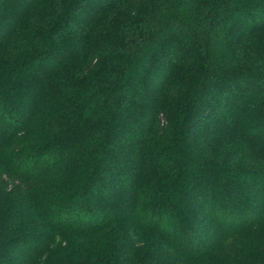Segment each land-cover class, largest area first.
I'll return each instance as SVG.
<instances>
[{"label": "trees", "instance_id": "trees-1", "mask_svg": "<svg viewBox=\"0 0 264 264\" xmlns=\"http://www.w3.org/2000/svg\"><path fill=\"white\" fill-rule=\"evenodd\" d=\"M221 226L264 227V0H0V264H205Z\"/></svg>", "mask_w": 264, "mask_h": 264}, {"label": "rangeland", "instance_id": "rangeland-1", "mask_svg": "<svg viewBox=\"0 0 264 264\" xmlns=\"http://www.w3.org/2000/svg\"><path fill=\"white\" fill-rule=\"evenodd\" d=\"M217 223L214 224L213 227H216ZM218 227V226H217ZM225 227L221 226L218 230V232L216 233V236L212 239L211 241V245H209V252L208 254H206V257H208L206 260L205 264H234L233 261L229 260V258H225L223 255V251L222 249L225 248L223 247H227L228 243L232 244V247L234 246V244H238L239 242L242 244V249L241 250H246L247 254H250L251 252H253V250L255 251V248L258 244V242L263 243L260 239L262 236V233L264 232V227H257L254 228L251 231H245L244 233L238 234V235H233L232 238L226 240V238L223 239V237L221 235H223L222 233L225 231ZM240 235V236H239ZM240 239V240H239ZM158 245L161 246V244L158 242ZM231 247V248H232ZM250 247H252L250 249ZM233 249V248H232ZM228 256V255H227ZM19 257V256H18ZM19 259V258H18ZM177 261V263H179V259H175Z\"/></svg>", "mask_w": 264, "mask_h": 264}]
</instances>
